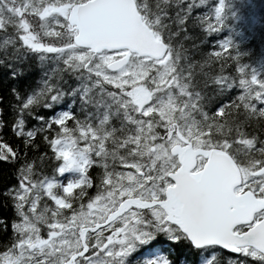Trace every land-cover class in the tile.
Returning a JSON list of instances; mask_svg holds the SVG:
<instances>
[{
  "label": "snow or ice",
  "instance_id": "snow-or-ice-1",
  "mask_svg": "<svg viewBox=\"0 0 264 264\" xmlns=\"http://www.w3.org/2000/svg\"><path fill=\"white\" fill-rule=\"evenodd\" d=\"M207 3L0 0V264H124L149 242L162 255L145 264H264V81L227 41L200 67L234 61L239 75L201 79L173 39ZM223 13L219 0L192 20L217 33ZM30 61L31 91L17 87Z\"/></svg>",
  "mask_w": 264,
  "mask_h": 264
},
{
  "label": "trees",
  "instance_id": "trees-1",
  "mask_svg": "<svg viewBox=\"0 0 264 264\" xmlns=\"http://www.w3.org/2000/svg\"><path fill=\"white\" fill-rule=\"evenodd\" d=\"M188 2L189 0H184L182 6H186ZM217 2H219V0H208L207 5L194 7L190 13V18L185 21V25L182 27L181 32L177 34V37L173 38L174 42L179 43L183 50H185L184 54L188 56L189 63L194 65L193 71L201 79H203L201 74L205 72L212 76L220 75L232 77L239 75L235 71L236 62L234 61L223 68H221V65L216 63L215 60H213L211 65L205 64L203 68L200 67L207 57V54L213 50L220 51L222 56L226 55L227 50L219 49L218 44L227 41L232 46L234 53L238 56L239 64L245 69V72L254 75L259 81H264V0H223L224 13L221 29L217 33H205L204 29L194 23L192 18L204 15L209 11V8L214 7ZM170 12L172 15H175V10H170ZM173 30H175L174 25ZM185 36L188 38L185 39ZM29 63L31 67L25 73L24 78L17 87L20 89L27 87L28 90L31 91L37 86V81L42 75V72L35 66L34 61H30ZM7 71V68L0 66V115H3L11 100L9 95L11 81L5 76ZM209 88H211V85ZM238 93L239 90L236 88L228 89L223 98L216 97V99L231 100ZM67 103L68 101L65 99L60 105L56 106V109L60 110L65 108ZM78 104L79 101L77 100V105ZM75 108L76 105H73V112H76ZM66 123H68L70 127L72 126L71 121ZM256 131L259 132V126H257ZM40 150L50 154V150L43 144H41ZM49 163L48 160H45V172L51 175L52 170L47 166ZM98 171L99 170L96 169L95 166L90 168V178L95 180ZM8 182L9 175L4 168V162H0V189ZM87 191L89 195L95 194V186ZM78 192L79 188L73 189L72 193L68 194L65 199H72ZM83 199L86 203L88 196ZM48 203L50 204L51 202L49 201ZM11 215L10 209L6 208L3 201L0 200V219L11 217ZM6 222L10 223V220ZM10 237V227L4 230L3 226L0 225V250L8 243ZM156 239L163 241L165 244L167 243V241H164L163 237H157ZM152 243L153 242H150L148 245L144 244L140 247L133 248L125 258L124 264H145V261L162 255L158 249L152 247ZM163 254L166 255V253ZM169 258L174 260V264H179L180 259H183L182 255L179 253H177V256Z\"/></svg>",
  "mask_w": 264,
  "mask_h": 264
},
{
  "label": "flooded vegetation",
  "instance_id": "flooded-vegetation-1",
  "mask_svg": "<svg viewBox=\"0 0 264 264\" xmlns=\"http://www.w3.org/2000/svg\"><path fill=\"white\" fill-rule=\"evenodd\" d=\"M75 111H76V108H75ZM78 114V113H77Z\"/></svg>",
  "mask_w": 264,
  "mask_h": 264
},
{
  "label": "rangeland",
  "instance_id": "rangeland-1",
  "mask_svg": "<svg viewBox=\"0 0 264 264\" xmlns=\"http://www.w3.org/2000/svg\"><path fill=\"white\" fill-rule=\"evenodd\" d=\"M105 235H108V234H105Z\"/></svg>",
  "mask_w": 264,
  "mask_h": 264
},
{
  "label": "water",
  "instance_id": "water-1",
  "mask_svg": "<svg viewBox=\"0 0 264 264\" xmlns=\"http://www.w3.org/2000/svg\"><path fill=\"white\" fill-rule=\"evenodd\" d=\"M234 255V254H233Z\"/></svg>",
  "mask_w": 264,
  "mask_h": 264
}]
</instances>
